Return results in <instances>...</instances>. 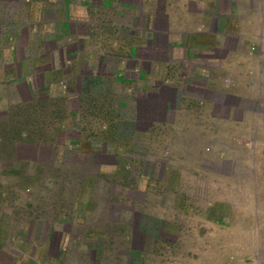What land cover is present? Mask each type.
<instances>
[{
  "label": "crops",
  "instance_id": "1",
  "mask_svg": "<svg viewBox=\"0 0 264 264\" xmlns=\"http://www.w3.org/2000/svg\"><path fill=\"white\" fill-rule=\"evenodd\" d=\"M56 6L54 23H67L70 30L57 41L68 38L80 44L85 38L93 41L95 26L101 25L97 10L125 13L117 22L122 32L109 33L116 44L95 47L87 58H99L97 72L92 70L96 74L106 67L103 57L118 58L115 72L135 92L127 123L135 146L150 155L137 176L141 187L128 189L124 206L130 216L165 219L176 244L175 256L169 259L160 257L158 242L149 238L140 247L125 244L133 254L121 255L120 264L197 263L199 252L212 243H225L229 231L235 234L234 244L246 250L234 252L231 264H264V0H58ZM38 7L37 2H27V24L35 23ZM84 23L86 33H77L73 26ZM40 27L44 31L45 24ZM77 52L71 61H77ZM16 53L10 50V62H15ZM28 56L10 65L17 78L10 84L20 79L30 94L39 74L52 88L46 75L56 68L42 69ZM4 75L0 68V77ZM145 85L152 87L146 88L149 93L143 92ZM120 162L101 165V171L126 169ZM161 184L176 188L160 195L149 187ZM197 204L202 214L191 212ZM195 216L201 221L197 226L190 224ZM180 217H186V224L173 233ZM137 231L134 225L132 233ZM192 234L197 237L191 239ZM190 240L198 249H192ZM180 244H185L183 252Z\"/></svg>",
  "mask_w": 264,
  "mask_h": 264
},
{
  "label": "rangeland",
  "instance_id": "2",
  "mask_svg": "<svg viewBox=\"0 0 264 264\" xmlns=\"http://www.w3.org/2000/svg\"><path fill=\"white\" fill-rule=\"evenodd\" d=\"M42 1L47 4L42 5ZM27 2L40 4L32 24L25 20L29 15ZM57 2L0 0V68L5 72L0 77V264H75L73 260L120 264L121 255L125 258L127 251L133 252L125 244L138 247L148 238L158 242L160 257L169 259L175 256L176 243L168 234L165 219L130 216L124 206L128 189L141 187L137 176L150 155L135 146L133 128L127 123L134 107L130 97L135 98V92L115 72L118 58L103 57L106 67L97 74L99 58L91 57L89 62L87 58L95 47L104 49L106 45L110 49L116 44L109 35L122 32L117 22L125 13L97 10L96 21L101 25L95 26L93 41H57L61 34L70 35L67 23L58 26L52 19ZM41 23L45 24L44 31ZM73 27L79 34L87 31L85 23ZM10 50L18 53L16 60L27 54V60L33 59L42 69L55 67L56 71L46 75L52 88L41 82L39 74L34 76L35 88L30 94L20 79L14 86L10 84V79H17L10 67L16 63L15 59L10 62ZM76 52L77 61H71ZM144 88L143 92L149 93L152 87ZM119 161L127 168L101 171V165ZM149 187L160 195L176 188L165 184ZM199 208L198 204L192 206L191 212L202 214ZM207 217H201V222L195 216L190 224H204ZM185 218H176L173 233L178 228L183 230ZM229 219L223 218L225 223ZM134 225L136 235L132 233ZM194 237L192 234L191 239ZM234 238L232 232L224 233L225 243L210 244L192 264H231L234 252L246 251L241 244H234ZM195 243L189 241L192 249H198L193 247ZM215 244H225V248ZM179 246L183 252L185 244Z\"/></svg>",
  "mask_w": 264,
  "mask_h": 264
}]
</instances>
